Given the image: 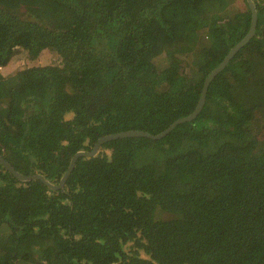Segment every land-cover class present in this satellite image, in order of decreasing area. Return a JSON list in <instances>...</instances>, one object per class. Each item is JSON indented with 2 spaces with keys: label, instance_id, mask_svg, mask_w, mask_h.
I'll use <instances>...</instances> for the list:
<instances>
[{
  "label": "trees",
  "instance_id": "obj_1",
  "mask_svg": "<svg viewBox=\"0 0 264 264\" xmlns=\"http://www.w3.org/2000/svg\"><path fill=\"white\" fill-rule=\"evenodd\" d=\"M252 1L253 36L192 120L101 143L62 188L0 163V264H264V0ZM250 22L246 0H0V155L57 186L99 138L162 132ZM17 53L54 59L9 69Z\"/></svg>",
  "mask_w": 264,
  "mask_h": 264
},
{
  "label": "water",
  "instance_id": "obj_2",
  "mask_svg": "<svg viewBox=\"0 0 264 264\" xmlns=\"http://www.w3.org/2000/svg\"><path fill=\"white\" fill-rule=\"evenodd\" d=\"M249 8L251 10V22H250V27L246 33V35L244 36V38L239 41L236 45H234L230 51L227 53V55L224 57V59L208 74V76L206 77L205 81H204V85L202 88V92H201V96L199 98V101L197 103V106L195 107V109L193 110V112L191 114H189L186 117H181L179 119H177L175 122L171 123L165 130H163L162 132L158 133V134H151L145 131H141V130H127V131H120L114 134H109V135H105L101 138H99L97 140V142L93 145L92 149L90 151H78L71 159L68 169L66 171V173L63 175V177L61 178L59 184L57 186H53L52 184H50L45 178L44 176L40 175V174H34V175H22L19 174L18 172H16L14 170V168L0 155V163L10 172L12 173L15 177L21 179V180H30V179H39L41 180L43 183L47 184L48 186H50L51 188H62L65 180L67 179V177L69 176L70 172L72 171L73 167H74V163L76 161V159L80 156H93L96 154L99 146L101 143L112 140V139H117V138H121V137H132V136H138V137H147V138H151V139H159L162 138L164 135H166L169 131H171L177 124L185 122V121H189L192 120L201 110L203 104H204V100L206 97V92H207V87L208 84L210 83V81L214 78V76L228 63V61L230 60V58L237 52L239 51L248 41L249 39L253 36L254 31H255V26H256V21H257V16H256V10H255V5L253 3L252 0H246Z\"/></svg>",
  "mask_w": 264,
  "mask_h": 264
},
{
  "label": "rangeland",
  "instance_id": "obj_3",
  "mask_svg": "<svg viewBox=\"0 0 264 264\" xmlns=\"http://www.w3.org/2000/svg\"><path fill=\"white\" fill-rule=\"evenodd\" d=\"M239 3L238 1L236 2ZM239 5V4H238ZM53 56L51 55H42L38 57H28L23 54L17 53L12 60V63L9 64V69H16L23 65L25 66H35V65H47L50 64L53 61ZM56 62L58 61V58H55Z\"/></svg>",
  "mask_w": 264,
  "mask_h": 264
}]
</instances>
